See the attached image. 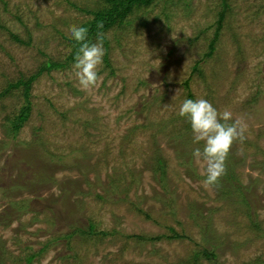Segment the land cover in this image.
<instances>
[{
    "label": "rangeland",
    "instance_id": "obj_1",
    "mask_svg": "<svg viewBox=\"0 0 264 264\" xmlns=\"http://www.w3.org/2000/svg\"><path fill=\"white\" fill-rule=\"evenodd\" d=\"M73 5L103 3L0 0V91L69 55L62 37L89 17ZM103 36L97 84L81 88L73 62L43 73L15 138L21 90L0 98V264L41 250L31 264H184L203 248L264 264V0H156ZM188 92L246 124L212 187L178 115Z\"/></svg>",
    "mask_w": 264,
    "mask_h": 264
},
{
    "label": "clouds",
    "instance_id": "obj_2",
    "mask_svg": "<svg viewBox=\"0 0 264 264\" xmlns=\"http://www.w3.org/2000/svg\"><path fill=\"white\" fill-rule=\"evenodd\" d=\"M69 35L79 45L72 70L79 86L87 90L100 79L99 69L105 54L103 34L90 42L86 27L71 26ZM178 115L187 121L193 144L199 145L193 150L192 157L204 166L202 183L206 187L215 186L226 173V160L233 143L243 142L246 124L242 119L233 120L230 111H218L203 97L183 99Z\"/></svg>",
    "mask_w": 264,
    "mask_h": 264
},
{
    "label": "trees",
    "instance_id": "obj_3",
    "mask_svg": "<svg viewBox=\"0 0 264 264\" xmlns=\"http://www.w3.org/2000/svg\"><path fill=\"white\" fill-rule=\"evenodd\" d=\"M156 0H102L103 5L96 10H88L82 9L73 5L74 8L80 10L81 12L89 15V17L80 24V26L86 27L88 29V39L90 42H94L97 38L98 34H105L107 31L112 29L115 26L123 25L126 23L127 17L141 7H146L151 5ZM165 1V0H163ZM223 8L225 9L226 4L223 2ZM224 19V10L222 9L217 14V19L215 21V32L212 39L209 41L207 46L208 51L204 54L206 57L211 56L215 50V43L218 39L219 31L221 30V25ZM12 38L17 43H24L21 39H19L16 35H12ZM69 41V46L71 48L69 55H67L64 60L54 61L51 59H47L44 63H42L37 71L30 75L27 78H19L13 83H9L4 89L0 91V98L11 93L12 90H21V94L23 97V104L20 106L18 111L14 113L10 118L7 119V126H8V133L11 134L12 138H15L21 128L29 119L31 114V102L29 100L30 97V90L32 87L33 82L36 78L41 76L43 73H50L51 71L64 69L66 68L71 62H73L74 54L78 49L79 45L75 44V42L71 39V37H62ZM103 43L107 46V42L103 36ZM103 61L106 65H109L107 54L104 55ZM196 70L197 67L194 66ZM185 89L189 90V79L184 82ZM188 98H192L190 92H188ZM156 164L159 166V170L161 171V175H164V161L162 159H157ZM253 227H257L255 220L253 221ZM94 224H89V232H82L85 235H88L92 232L94 228ZM172 231V235L170 238H181L183 235ZM66 237H70V235H66ZM137 238L141 239L142 237L137 236ZM160 237H155V239H159ZM43 250L34 253H28L24 256L23 260L26 264H31L33 260L39 256ZM203 261L210 262L211 264H216V254L213 250H208L206 248L197 250L194 252L190 258H187L184 264H202Z\"/></svg>",
    "mask_w": 264,
    "mask_h": 264
}]
</instances>
